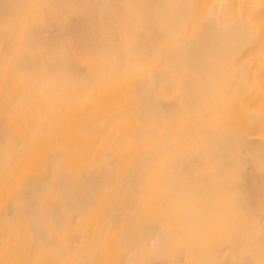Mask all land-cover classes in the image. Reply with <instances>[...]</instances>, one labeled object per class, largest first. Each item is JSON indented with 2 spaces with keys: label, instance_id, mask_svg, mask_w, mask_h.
Masks as SVG:
<instances>
[{
  "label": "bare ground",
  "instance_id": "obj_1",
  "mask_svg": "<svg viewBox=\"0 0 264 264\" xmlns=\"http://www.w3.org/2000/svg\"><path fill=\"white\" fill-rule=\"evenodd\" d=\"M0 264H264V0H0Z\"/></svg>",
  "mask_w": 264,
  "mask_h": 264
}]
</instances>
